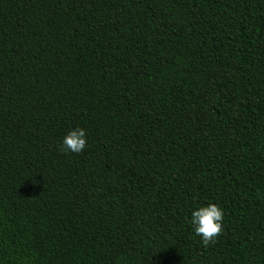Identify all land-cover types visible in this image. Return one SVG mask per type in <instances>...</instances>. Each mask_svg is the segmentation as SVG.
Masks as SVG:
<instances>
[{"label": "trees", "instance_id": "trees-1", "mask_svg": "<svg viewBox=\"0 0 264 264\" xmlns=\"http://www.w3.org/2000/svg\"><path fill=\"white\" fill-rule=\"evenodd\" d=\"M0 264H264V0H0Z\"/></svg>", "mask_w": 264, "mask_h": 264}, {"label": "clouds", "instance_id": "clouds-1", "mask_svg": "<svg viewBox=\"0 0 264 264\" xmlns=\"http://www.w3.org/2000/svg\"><path fill=\"white\" fill-rule=\"evenodd\" d=\"M86 145V130L84 128H76L70 130L64 137L61 150L80 153L85 149ZM223 217V209L216 203L200 207L192 213L191 223L195 234L202 237V243L205 247L215 243L216 238L222 233Z\"/></svg>", "mask_w": 264, "mask_h": 264}]
</instances>
